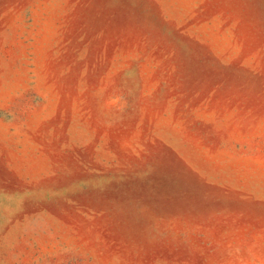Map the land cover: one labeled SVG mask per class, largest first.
<instances>
[{"label": "rangeland", "instance_id": "rangeland-1", "mask_svg": "<svg viewBox=\"0 0 264 264\" xmlns=\"http://www.w3.org/2000/svg\"><path fill=\"white\" fill-rule=\"evenodd\" d=\"M0 264H264V0H0Z\"/></svg>", "mask_w": 264, "mask_h": 264}]
</instances>
